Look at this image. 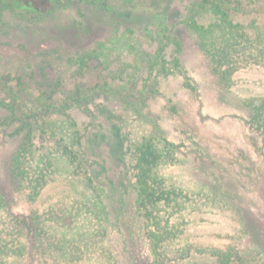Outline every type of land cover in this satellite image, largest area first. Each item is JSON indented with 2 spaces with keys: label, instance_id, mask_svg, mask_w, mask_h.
<instances>
[{
  "label": "trees",
  "instance_id": "obj_1",
  "mask_svg": "<svg viewBox=\"0 0 264 264\" xmlns=\"http://www.w3.org/2000/svg\"><path fill=\"white\" fill-rule=\"evenodd\" d=\"M48 2L51 7L75 3L109 9L108 0ZM233 2L192 0L173 24L168 22L164 12H158L144 26L145 35L154 43L152 51H144L135 32L127 28L121 34L110 35L76 51L68 66L79 75L106 76L117 82L128 80L129 85L137 81L146 85L175 76L185 78L182 46L174 32V26H181L191 34L194 46L210 64L216 80L229 86L231 76L240 69L264 68V26H258L255 19L247 23L237 20L239 3ZM60 48L59 45L54 52ZM45 53L50 54L48 50ZM114 62L118 63L116 69L112 68ZM38 69L43 83H39L36 93L29 91L23 77L0 75V144L3 148L0 153V264H123L120 260L123 256L111 253L107 235L111 230L120 231L128 215L123 209L127 199L133 201L144 229L150 256L146 259L148 264L177 262L173 255L183 256L184 251L190 249L180 246L179 240L184 233L180 227L188 224L185 210L200 208L197 202L182 205L179 186L172 184L165 173L168 167L180 161L181 146L157 133L132 141L126 148L130 193L129 190L128 195H124L119 189L93 188L98 173L89 172L92 163L89 164L83 136L74 129L64 130L54 118H49L68 109L92 117L88 104L98 105L92 94L94 88L86 93L84 86L78 84L64 92L61 76L51 80L42 67ZM46 82L52 83V88L47 84L44 89ZM185 82L189 85L188 80ZM243 107V125L257 141L264 142V98L249 100ZM122 149L123 143H120L118 151ZM105 163L101 162L100 169L107 172ZM56 174L74 178L83 188H75L76 198L62 210L54 207L41 210L40 197ZM203 187L210 195L205 205L224 198V204L234 210L247 239L243 247L211 249L218 264H264L261 224L234 202L233 196L228 199L229 194L220 195L213 184L207 187L203 184ZM18 201L29 206L27 214L14 212ZM123 242L125 245L133 243L125 236ZM168 253L172 257L167 256ZM132 255L128 254L123 260H130Z\"/></svg>",
  "mask_w": 264,
  "mask_h": 264
},
{
  "label": "rangeland",
  "instance_id": "obj_2",
  "mask_svg": "<svg viewBox=\"0 0 264 264\" xmlns=\"http://www.w3.org/2000/svg\"><path fill=\"white\" fill-rule=\"evenodd\" d=\"M191 1L108 0L109 9L100 10L75 3L51 7L48 0H0V75L23 77L29 91L36 93L39 83H43L38 69L42 67L51 80L58 76L64 79V92L78 84L84 86L86 93L94 88L92 94L98 105L88 104L92 117L68 109L49 118H54L64 130L74 129L83 136L89 164L92 163L89 172L98 173L93 188L130 193L126 148L132 141L157 133L179 144L180 161L165 173L172 184L179 186L182 205L197 202L200 208L185 210L188 224L180 227L184 233L179 240L180 246L190 249L183 256L173 255L177 257L173 264H218L211 249L243 247L247 239L224 198L205 205L210 195L203 184L206 187L213 184L220 195L229 194L228 199L233 196V201L264 229V142L257 141L243 125L245 115L241 113L249 100L264 98V68L240 69L231 76L229 86L221 85L194 46L191 34L181 26H174V32L182 46L185 78L175 76L146 85L141 81L129 85L128 80L117 82L106 76L79 75L68 66L76 51L121 34L127 28L135 32L144 51H152L154 43L144 33L151 17L164 12L169 23H177ZM237 2V20L247 23L255 19L258 26H264L263 0H234L233 4ZM59 45L62 48L55 53ZM47 50L49 55L45 53ZM117 67L114 62L112 68ZM47 84L52 88V83L46 82L44 89ZM120 143L122 151H118ZM0 153H3L1 144ZM101 162H106L107 172L100 169ZM74 180L70 176H53L40 197L41 210L48 207L62 210L72 203L75 188H83ZM125 203L123 209L128 215L120 231L111 230L107 235L111 253L123 259L132 253L130 260L120 259L123 264H148L150 256L143 226L133 201L127 199ZM28 208L18 201L14 212L25 215ZM124 236L132 242L135 239L136 244L125 245Z\"/></svg>",
  "mask_w": 264,
  "mask_h": 264
}]
</instances>
